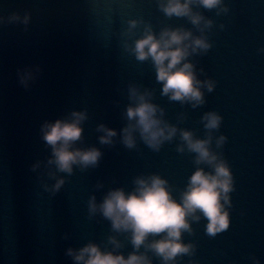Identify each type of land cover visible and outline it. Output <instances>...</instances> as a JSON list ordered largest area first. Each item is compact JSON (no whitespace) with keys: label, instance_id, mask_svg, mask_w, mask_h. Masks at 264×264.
Returning <instances> with one entry per match:
<instances>
[{"label":"water","instance_id":"1","mask_svg":"<svg viewBox=\"0 0 264 264\" xmlns=\"http://www.w3.org/2000/svg\"><path fill=\"white\" fill-rule=\"evenodd\" d=\"M166 2L0 0V264H78L69 249L90 243L125 257L137 251L130 233L115 231L99 211L91 213L90 200L95 196L100 204L114 189L131 192L137 178L152 175L166 179L179 200L198 168L213 171L197 164L182 130L211 137V150L231 170L233 190L229 227L210 235L201 214L182 236L194 252L170 264H264V0H223L214 9L194 0L193 12L204 17L200 25L187 16L169 17L161 8ZM149 27L157 35L181 28L212 45L187 58L200 81L215 82L212 91L202 87L204 103L194 107L164 95L151 58L141 61L130 50ZM27 72L32 76L25 87L21 75ZM132 87L150 93L163 110L160 118L178 129L158 150L138 130L134 147L123 143V129L134 123L126 115L135 104ZM74 111L87 113L75 147H95L102 156L97 165H76L68 174L48 164L52 148L42 126ZM209 112L222 117L218 129L205 127ZM100 125L117 131L111 144L100 142ZM221 136L226 140L218 144ZM61 177L65 183L55 191ZM138 251L164 264L145 246Z\"/></svg>","mask_w":264,"mask_h":264},{"label":"clouds","instance_id":"2","mask_svg":"<svg viewBox=\"0 0 264 264\" xmlns=\"http://www.w3.org/2000/svg\"><path fill=\"white\" fill-rule=\"evenodd\" d=\"M193 2L194 0H167L166 3H161V8L169 17L187 16L193 24L200 25L204 17L193 12ZM196 2L208 9L218 8L223 4V0ZM223 10L227 11V8ZM137 23L135 20L131 21V27L135 28ZM211 24V20L206 21L207 26ZM211 46L205 37H196L188 30L166 28L157 35L149 27L130 50L141 61L151 58L157 69V80L163 82L164 95H168L171 100L193 102L195 107L204 103L202 87L206 86L212 91L215 82L200 81L194 65L187 58L199 50L207 51ZM31 76V72L21 75V83L25 87ZM130 95L135 104L128 107L126 115L134 123L123 129V143L129 148L134 147L135 132L138 130L142 139L158 150L165 141L176 136L177 127L160 118L163 110L150 101V93H140L137 88L132 87ZM86 119V111H74L68 119L46 122L42 126V138L52 148L48 164L55 165L58 172L71 174L76 165L87 168L98 164L102 156L100 149L75 147L76 142L82 138V124ZM204 120L205 127L213 130L220 127L222 117L209 112ZM98 130L104 133L100 136L102 144H111L112 138L117 135L116 130L105 125H100ZM180 135L188 150L198 154L197 164L207 163L212 166L213 171L198 168L189 178L179 200L173 195L169 182L159 175L137 178L136 187L131 192H126L123 188L111 190L100 204H97L93 196L90 200L91 213L99 211L111 221L115 231L130 233L131 242L137 251L125 257L122 253L103 251L98 245L90 243L78 252L69 249L68 254L74 256L78 264H152L147 253L138 251L141 246L161 257L164 264H170L177 256L194 252V245L186 244L182 239L185 231H192L193 220L199 221L202 216L207 218L209 222L206 231L210 235L229 227L226 205L231 202L229 193L233 190L229 166L211 150V137L197 139L188 130H182ZM225 140L226 137L221 136L218 144H223ZM179 150L184 151V146L181 145ZM51 175L55 176V173ZM64 183V178H59L53 189L58 191ZM162 233L164 235L159 239L149 242L150 236ZM111 242L116 248L120 247V242L115 237L111 238Z\"/></svg>","mask_w":264,"mask_h":264}]
</instances>
